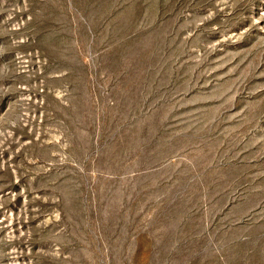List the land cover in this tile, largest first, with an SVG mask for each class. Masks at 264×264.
<instances>
[{
    "label": "rangeland",
    "instance_id": "1",
    "mask_svg": "<svg viewBox=\"0 0 264 264\" xmlns=\"http://www.w3.org/2000/svg\"><path fill=\"white\" fill-rule=\"evenodd\" d=\"M0 264H264V0H0Z\"/></svg>",
    "mask_w": 264,
    "mask_h": 264
}]
</instances>
